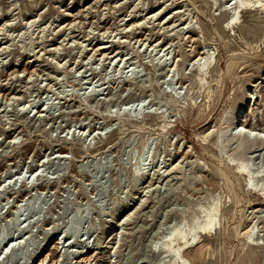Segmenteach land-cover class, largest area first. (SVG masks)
I'll use <instances>...</instances> for the list:
<instances>
[{
	"label": "rangeland",
	"instance_id": "1",
	"mask_svg": "<svg viewBox=\"0 0 264 264\" xmlns=\"http://www.w3.org/2000/svg\"><path fill=\"white\" fill-rule=\"evenodd\" d=\"M235 1L0 0V264H172L214 205L184 257L264 264V0Z\"/></svg>",
	"mask_w": 264,
	"mask_h": 264
},
{
	"label": "bare ground",
	"instance_id": "2",
	"mask_svg": "<svg viewBox=\"0 0 264 264\" xmlns=\"http://www.w3.org/2000/svg\"><path fill=\"white\" fill-rule=\"evenodd\" d=\"M250 1L251 0H237V1H235L234 12L230 16L231 22L236 23V21H237L236 19L238 18L236 15L237 10L239 9V13H240L242 9L246 8L249 5ZM167 20L165 22H167ZM106 46L107 45L102 44L96 50L102 51V49L105 48ZM167 49H168V47H165V48H163V51H165ZM117 55H118V53H115L113 55V57H115ZM236 169H237V171L246 175L243 165H240V164L236 165ZM163 172L164 171H161L160 169H156L155 170V174H156L155 179H160L161 177H163L165 175ZM246 185H247V182H246ZM30 197H31V195L28 196L26 198V200L29 199ZM18 203H20V201ZM25 204L26 203L24 202V203L20 204V206L25 205ZM15 208L16 207H14L13 210H15ZM14 217H15L14 212H11V219L13 220ZM217 222L218 221L216 219V205H214L210 211H208L204 214V219L202 220L201 223H199L196 220L193 222L191 229L178 231L176 235H178V237L180 239V243H181L182 248L177 253H174V252H171L169 254L167 253L169 260L172 261V264H194L189 259L184 257V255H183L184 249L189 248L194 243L191 239H194V232L196 230L199 233L211 232L212 230L216 229ZM189 235H191V236L189 237ZM1 241H2V238L0 239V242Z\"/></svg>",
	"mask_w": 264,
	"mask_h": 264
}]
</instances>
